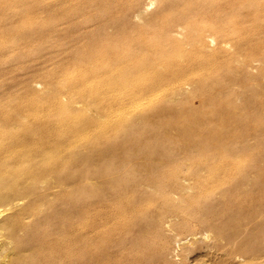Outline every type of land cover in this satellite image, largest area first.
<instances>
[{
  "label": "bare ground",
  "instance_id": "bare-ground-1",
  "mask_svg": "<svg viewBox=\"0 0 264 264\" xmlns=\"http://www.w3.org/2000/svg\"><path fill=\"white\" fill-rule=\"evenodd\" d=\"M45 1L0 0V42L14 45L25 33L38 32L37 21L25 14L36 11L28 3ZM53 1L50 24L66 20L59 33L63 43L59 40L57 46H65L69 54L57 56L46 73L53 91L36 94L31 109L23 107L18 92L0 100V264H186L183 253L177 261L157 259L165 245L152 247V228H144L147 238L122 242L134 220L153 211L162 217L168 209L185 222L189 210H195L197 220L221 222L213 235L216 241L207 246L213 249L208 254L218 257L205 264H264L263 224L253 221L264 212V110L254 111L264 103V86L251 104L220 111L214 105L218 100L226 104L220 95L224 88L219 79L212 80L231 70L230 57L215 58L226 51L229 40L245 63L257 55L264 58V0H160L166 5L141 25L121 18L140 0ZM11 8L15 31L3 28L4 11ZM175 22L183 26V40L168 35ZM210 30L219 45L209 51L205 37ZM181 82L203 92L202 106L181 102L157 111L161 92ZM64 89L69 94L65 102L60 100ZM74 101L84 107L72 110ZM90 107L98 116H87ZM134 111L145 119L141 145L125 131ZM167 127L179 132L178 142L193 135L203 141L202 149L185 159L187 165L174 156L180 145L152 147L149 130ZM246 135L254 138L253 145L233 151L232 145ZM120 137L126 138L129 152L141 153L139 169L146 174L138 176L120 165L124 150L115 142ZM78 145L109 155L113 164L101 175L95 200L67 207L72 190L63 188L50 199L39 186L75 163ZM258 156L263 158L257 170L263 185L250 194L226 191L219 206L201 213L200 201L253 167ZM116 174L120 182L109 178ZM182 176L190 180L189 189H178L177 200H172L167 192ZM142 185L154 193L134 203ZM23 200L27 202L21 204Z\"/></svg>",
  "mask_w": 264,
  "mask_h": 264
},
{
  "label": "rangeland",
  "instance_id": "rangeland-1",
  "mask_svg": "<svg viewBox=\"0 0 264 264\" xmlns=\"http://www.w3.org/2000/svg\"><path fill=\"white\" fill-rule=\"evenodd\" d=\"M151 2L153 4H151ZM28 4L36 5V11L33 14L28 10V12L25 14V17H29L31 20L33 19L37 21L39 29L36 33L33 31L25 33L24 39L19 40L14 45L12 43L9 44L8 41L6 43L0 42V100L6 97L8 94L13 95L16 94L15 92H18L21 96V104L23 107L26 109H31L34 106L32 99L36 94L47 96L53 91V86L47 81L46 73L51 70L52 66H54L53 60L57 58V56H64V53L66 54L68 50L65 48V46H57V42H59V40V43H63V39L61 36H59V33L63 30L66 20L62 19L60 24L56 27L50 24V17L52 16L50 13L55 2L53 0H49L40 3L37 2L36 4L34 2ZM165 5L166 4L164 2H160V0H140L137 4L131 6L123 14L124 16H121V18L122 21L127 24L131 23L141 25L147 17L161 10V8H163ZM4 15L6 20L3 24V28L6 30L15 31V10L11 8L8 11H4ZM0 16L2 15L0 14ZM107 31H111V28H107ZM184 32L185 31L182 24L180 22H175L168 30V35L172 38L183 40ZM206 35V50L210 51L219 44L218 40L215 38L214 32L210 30L206 33ZM212 38H214V40ZM228 42V46L223 44L226 46L224 47L222 45L226 51L216 54L215 58L222 59L230 57L231 70L225 73L222 72L223 74L220 73L218 77L213 75L212 78V80L219 79L220 84L224 88L220 95H224L226 97V104H223L222 100H218V102H221V106L220 103L218 104V102H216L214 105L215 107L218 106L216 108L220 111H222V109L224 111V109L230 110L239 108L242 104H244V102L246 104H249L248 102H250L251 104L254 102L253 98L259 94V91L263 89L261 87L264 86L263 56H254L251 61L245 63L243 54L234 50L233 41L229 40ZM67 55L69 54L67 53ZM244 74L246 75V78H244ZM68 95L69 94L66 89L61 90L60 100L63 102L67 101ZM161 96V100L156 104L155 107L157 111L164 110L167 106L177 107L181 102L182 104L185 102L186 107L200 108L204 101L203 92L198 91L197 87L190 82H181L179 84L167 86L161 92ZM70 107L72 110H78L83 108L84 105L79 101H74L71 103ZM125 107H129L130 109L131 105H127ZM219 107L221 109H219ZM263 110L264 103L257 108H254L255 112ZM86 112L87 116H98L96 109L93 107H90L88 110H86ZM131 120L132 121L130 125L127 126L125 131L130 138H133L134 141L141 145L142 138L139 134V131L143 127L145 119L137 111H134L133 115L131 116ZM172 129L173 128L168 127L152 128L149 130V132L147 131L148 135H146L151 139V145L153 148H161L166 145L173 148L180 145L178 150L172 149L174 151V156L180 157L183 165H187L188 161L185 159L192 155L191 153H193V151L195 152V150L198 151L202 149L203 141L199 137L193 135L189 136L188 138L186 137V139H182V143L178 142V139L181 136L178 134L179 132L176 129ZM125 139V137H120L115 141L116 143H121V150H124L118 160L120 165L131 169V172L136 171V173H139L137 174L138 176L140 174V176L143 175L141 171L146 174L145 171H140L139 169L141 168L139 167L140 164L143 162L141 159V153L139 152L136 154L129 152V150H127V146L125 145ZM254 142L255 140L251 135H246L241 142H236L232 145V150L237 151L241 146H251ZM109 144L113 143L111 142ZM74 152L77 156V159L73 165L69 166L68 169L64 168L60 170L58 173V178H56L57 180L52 179V182L45 184L43 183L39 186L40 193L48 194L50 199H53V196L63 188L70 191L72 190L69 199L64 202V204L66 203L67 207L80 205L88 198L95 200V198L98 196L96 190L97 185L100 182V177L105 171L110 170L113 164V161L109 155H100L96 151H90L85 145H78ZM258 158H256L254 166L247 168L242 175L235 176L227 183V185L221 187V189L215 190L206 195L199 203L201 213L206 214L213 208L219 206L223 193L226 191H237L242 194L256 192V189H258L260 185H263L257 174L258 168L262 165L261 159L263 158L262 156H258ZM115 176L111 175L109 178L111 180H115V178L118 177V182H120V176L118 174ZM55 177L56 176H54V178ZM58 179L61 180L63 184L57 182ZM190 184V180H188L187 177L182 176L176 180L175 183H172L173 186L171 187L170 191L167 192L169 198L172 200H177V190L182 187H185V190H188ZM169 186H171V184ZM152 193H154L153 188L142 185L139 187L138 192L134 194L131 200L135 203L136 200H140L141 198H144V196ZM26 202L27 200L20 201L21 204H25ZM157 213L158 212L155 211L154 213L153 211L147 215L143 214L141 217L134 220L129 232L123 236L124 238L122 237V242L129 244L137 238H147L148 236L146 235V231L152 228L154 232L151 235L152 239L149 237V239L152 240L150 242L152 247L154 248L158 245L160 246L161 244H164L166 249L159 253L158 257H160L157 259L177 261L180 260L182 257L180 255L183 253L186 254L184 255L186 264H205L208 263L212 258L216 259L218 257L217 255H211L212 253L208 254L209 251L213 252V249L207 247L208 243L213 244V242L216 241L213 236L214 232L216 233L217 228L222 226L218 219L211 220L204 218L197 220L195 210H189V220L186 219V222L181 215L176 214L172 209H168L162 217ZM147 216H149V218H146ZM40 217L43 216L40 215L38 218ZM253 221L256 224H263L261 229L264 233V212H260V215L257 218H253ZM144 225H146V227ZM108 228H111V225H109ZM261 239L263 240V238ZM195 248L201 249L196 253ZM186 249L187 251H183ZM188 249H192L193 251L190 252ZM156 264L159 263L157 262Z\"/></svg>",
  "mask_w": 264,
  "mask_h": 264
}]
</instances>
